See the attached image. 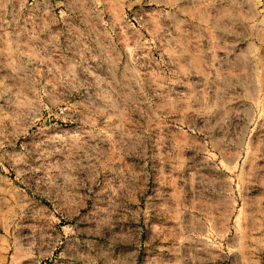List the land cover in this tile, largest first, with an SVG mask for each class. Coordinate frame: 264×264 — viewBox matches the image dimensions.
Instances as JSON below:
<instances>
[{
    "label": "rangeland",
    "instance_id": "rangeland-1",
    "mask_svg": "<svg viewBox=\"0 0 264 264\" xmlns=\"http://www.w3.org/2000/svg\"><path fill=\"white\" fill-rule=\"evenodd\" d=\"M264 259V0H0V264Z\"/></svg>",
    "mask_w": 264,
    "mask_h": 264
},
{
    "label": "bare ground",
    "instance_id": "bare-ground-1",
    "mask_svg": "<svg viewBox=\"0 0 264 264\" xmlns=\"http://www.w3.org/2000/svg\"><path fill=\"white\" fill-rule=\"evenodd\" d=\"M247 264H264V259H262L260 261H256V262H249Z\"/></svg>",
    "mask_w": 264,
    "mask_h": 264
}]
</instances>
